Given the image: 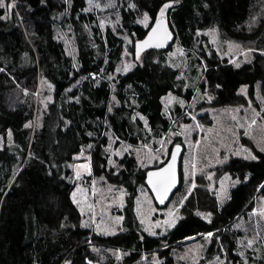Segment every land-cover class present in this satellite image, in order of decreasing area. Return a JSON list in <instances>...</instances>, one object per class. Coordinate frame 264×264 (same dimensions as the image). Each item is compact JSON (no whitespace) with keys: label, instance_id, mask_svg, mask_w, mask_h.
I'll list each match as a JSON object with an SVG mask.
<instances>
[{"label":"trees","instance_id":"1","mask_svg":"<svg viewBox=\"0 0 264 264\" xmlns=\"http://www.w3.org/2000/svg\"><path fill=\"white\" fill-rule=\"evenodd\" d=\"M89 3L3 0L0 7V264H137L154 256L159 264H177L175 253L210 233L208 253L214 256L216 235L224 237L264 184V150L250 145L255 159L233 157L224 165L240 182L223 206L196 188L177 224L151 236L134 212L135 186L145 185L147 170L134 156L110 167L108 132L133 146L162 136L172 128L162 105L169 93L189 103L175 107L177 120L202 95L199 108L242 105L256 100L258 90L264 100V0H116L109 13L114 26H102V12ZM165 4L171 5L165 17L174 43L146 51L133 70L116 73L127 38L143 39ZM145 13L148 27L138 22ZM213 28L223 41L254 47L252 60L238 67L221 58L205 35ZM175 46L185 51L198 78L194 88L184 87L180 70L168 62ZM85 151L95 177L129 192L124 231L115 236L84 226L73 201L74 166ZM180 174L178 190L182 168ZM234 247L227 248L232 253Z\"/></svg>","mask_w":264,"mask_h":264},{"label":"rangeland","instance_id":"2","mask_svg":"<svg viewBox=\"0 0 264 264\" xmlns=\"http://www.w3.org/2000/svg\"><path fill=\"white\" fill-rule=\"evenodd\" d=\"M109 1L108 4L100 3V0H90L89 3L90 9L96 6L102 12V26L115 25L109 13L116 0ZM166 13L167 9L160 17H165ZM145 15L148 17L146 21ZM138 22L148 27L151 20L145 13ZM205 35L221 58H226L230 64L239 67L252 60L254 47L231 40L223 41L216 28L208 29ZM126 42V54L116 73L125 74L142 60V56H136L135 41L127 38ZM167 58L172 66L180 70L179 76L184 81V87L194 88L198 78L191 74L185 51L175 46L167 53ZM39 91L40 88L36 92L37 97ZM240 93L246 95L247 87L241 88ZM204 97L199 96L195 102L197 106L188 108L185 119L179 120L174 114L175 107L180 105L186 109L189 103L172 93L162 97L163 112L171 120L172 128L160 137H152L146 143L140 142L138 146L119 141L116 135L108 132L109 142L105 153L110 167H116L126 156H134L139 168H156L168 160L176 143L184 145L181 160L183 187L174 193L165 207L156 205L146 184L135 186V217L141 229L151 236H162L177 224L183 215L184 203L196 188L207 191L216 198L219 206H223L229 199L231 190L240 182L238 177H233L223 170L224 165L233 157L253 159L255 154L250 145L255 149L264 150V100L260 90L256 100L248 98L246 103L236 106L199 108ZM254 102H258L260 107H256ZM136 116L142 121L143 128L149 132L147 120L141 114ZM78 159L82 160L74 166L77 185L72 198L82 215L83 225L103 236L119 234L124 231L123 212L129 196L127 187L112 183L103 176L95 177L92 158L87 151L81 153ZM263 187L264 184L253 195L251 205L245 208L227 229L225 228V239L216 235L214 256L208 253L212 237L210 233L205 235L203 241L187 243L183 250L175 253L177 264H264ZM201 215L207 220L211 217L210 213ZM232 243L235 247L231 253L227 247ZM137 264H159V261L156 256L145 257Z\"/></svg>","mask_w":264,"mask_h":264},{"label":"water","instance_id":"3","mask_svg":"<svg viewBox=\"0 0 264 264\" xmlns=\"http://www.w3.org/2000/svg\"><path fill=\"white\" fill-rule=\"evenodd\" d=\"M151 37V39H149ZM148 41V44L144 42ZM175 41V37L170 29L169 20L166 17H159L153 27L147 32L143 39H139L135 42V53L137 57L142 56L146 51L150 49H168ZM177 148L179 149L177 151ZM175 154L174 168L171 172L174 174L175 184L170 190L165 193V184L163 183L164 177L168 174L163 173V170L168 167L170 163H173L172 157ZM184 154V145L176 143L169 154L168 160L158 168H150L146 171L145 184L151 192L154 201L157 206L163 208L173 197L174 193L179 189L181 185V160ZM150 173H161V176H151ZM152 180L156 184V188H153V184L149 183ZM159 191L160 195H157ZM165 197L161 202V197Z\"/></svg>","mask_w":264,"mask_h":264},{"label":"snow or ice","instance_id":"4","mask_svg":"<svg viewBox=\"0 0 264 264\" xmlns=\"http://www.w3.org/2000/svg\"><path fill=\"white\" fill-rule=\"evenodd\" d=\"M3 6H4L3 0H0V7H3ZM170 6L171 5H169V4H165L163 6V8L161 9L160 15L163 16L164 10L169 8ZM144 19H145V21L148 19L147 15H145ZM149 39H151V37ZM144 43L148 44V41H145ZM178 150L179 149L177 148V151ZM253 159H255V157H253ZM172 160H173V163H170L168 165V167L163 170V173L168 174L167 176L164 177V180H163V183L165 184V193H167L168 190H170L172 187H174V184H175L174 174L171 172V170L174 168L175 154H173ZM82 167H86V166H82ZM77 175H79V174H77ZM151 176H158L159 177V176H161V173H150V177ZM149 183L153 184L154 189L156 188V184H154L151 179L149 180ZM73 195H75V194H73ZM157 195L158 196L160 195L159 191L157 192ZM164 198L165 197H163V196L161 197V202H163Z\"/></svg>","mask_w":264,"mask_h":264}]
</instances>
